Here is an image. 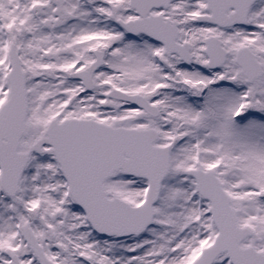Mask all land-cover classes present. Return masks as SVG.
<instances>
[{
  "label": "snow or ice",
  "instance_id": "1",
  "mask_svg": "<svg viewBox=\"0 0 264 264\" xmlns=\"http://www.w3.org/2000/svg\"><path fill=\"white\" fill-rule=\"evenodd\" d=\"M0 264H264V0H0Z\"/></svg>",
  "mask_w": 264,
  "mask_h": 264
}]
</instances>
